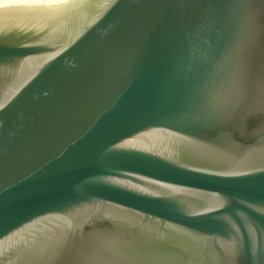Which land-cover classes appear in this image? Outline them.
Masks as SVG:
<instances>
[{
  "label": "water",
  "instance_id": "95a60500",
  "mask_svg": "<svg viewBox=\"0 0 264 264\" xmlns=\"http://www.w3.org/2000/svg\"><path fill=\"white\" fill-rule=\"evenodd\" d=\"M0 264H264V0H0Z\"/></svg>",
  "mask_w": 264,
  "mask_h": 264
}]
</instances>
